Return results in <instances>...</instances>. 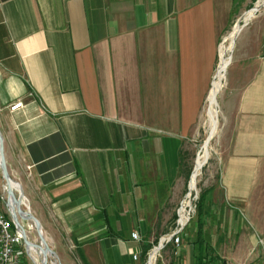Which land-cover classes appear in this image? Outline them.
Segmentation results:
<instances>
[{"label": "crops", "instance_id": "obj_1", "mask_svg": "<svg viewBox=\"0 0 264 264\" xmlns=\"http://www.w3.org/2000/svg\"><path fill=\"white\" fill-rule=\"evenodd\" d=\"M246 5L0 0L5 164L60 264H83L77 250L147 264L150 230L175 227L219 47ZM218 107L214 182L177 260L264 264V7L235 39Z\"/></svg>", "mask_w": 264, "mask_h": 264}, {"label": "rangeland", "instance_id": "obj_2", "mask_svg": "<svg viewBox=\"0 0 264 264\" xmlns=\"http://www.w3.org/2000/svg\"><path fill=\"white\" fill-rule=\"evenodd\" d=\"M257 2V4H264V0H246L247 5L245 6V9L240 14V16L243 14L241 22L239 24H242L243 22H248L250 19H252L253 11L250 10L254 6V4ZM262 9V8H261ZM239 16V17H240ZM246 18V19H245ZM235 24V22L233 23ZM231 25V27L227 30L226 35L224 36L223 43L220 45V52L217 59V66L216 70L214 72L213 76V82L211 87V93L210 98L208 99L207 103L205 101L204 108L201 114V117L199 119L197 131L195 133V137L192 141L193 147L192 150L187 152V155L185 158L188 159V166H187V175H186V186L183 192V196L179 203L183 199V205L179 209V215H180V223L184 224L187 220L186 217V211L189 209V207H193V212L190 214V219L187 222L185 229L183 231V236L180 241V245L185 244L190 237L192 238V234L196 233V227L199 228V222L202 218V200L205 197L206 190L210 188V186L214 182L213 175L215 174V167H214V161L215 157L217 156V138H218V127H219V107H218V97L222 90L224 78H225V72L227 69V66L229 65V54L232 55L234 44L233 40L240 32V26L238 25ZM236 27V28H235ZM231 40V41H230ZM233 47V48H232ZM231 52V53H230ZM227 63L226 66H222L224 63ZM223 74V75H222ZM219 81V85L221 87L216 90L217 82ZM216 100V102H215ZM215 102V103H214ZM206 108L205 112L204 109ZM215 108V109H214ZM213 126V127H212ZM211 135V140L208 144L204 143V140L207 138L208 135ZM206 150V152H205ZM206 157V158H205ZM203 158V159H201ZM201 163V164H200ZM193 169V173L191 174ZM12 191L13 187L10 185ZM15 194V198H17L16 192L13 191ZM9 198V202H10ZM16 200V199H15ZM191 202V205H190ZM7 203V192H6V184L4 179L1 175L0 170V211L4 212L6 215L10 216L8 212V207L6 205ZM17 203V202H16ZM15 201L12 202V206L15 208L17 204ZM26 204H21V208L23 210L25 209ZM180 207V204L177 205V210ZM178 218V215L176 213L175 223ZM21 224L23 225L26 233V238L32 243V249L30 248L29 255L30 257L25 253V245L24 242L20 247L21 250V258L23 260L24 264H41L42 261V254H40V251L42 249V243L40 242L38 233L35 229V227L30 226L33 225L32 221L30 220H20ZM184 222V223H183ZM197 225V226H196ZM194 229V230H193ZM171 231V230H170ZM199 232V231H197ZM150 233L152 234V238L154 242V245L157 244L159 238V230L152 229L150 230ZM233 238H230V240ZM229 245V244H228ZM231 245V244H230ZM50 246V245H49ZM260 248H264V242H259ZM52 249V246H50ZM229 247V246H228ZM74 252V247L71 249ZM173 250L172 245L167 244L164 249L161 251V258L157 256V259L155 260V251H153L150 254V259L148 264H163V261H173ZM80 256L81 251L77 250L74 252ZM209 255H213L212 251H207ZM75 255V254H74ZM33 256V257H32ZM35 256V257H34ZM81 257V256H80ZM45 258V257H44ZM47 261V264H53V261L56 259V264H60V261L56 258L55 254L50 255V257L45 258ZM55 260V261H56Z\"/></svg>", "mask_w": 264, "mask_h": 264}, {"label": "built area", "instance_id": "obj_3", "mask_svg": "<svg viewBox=\"0 0 264 264\" xmlns=\"http://www.w3.org/2000/svg\"><path fill=\"white\" fill-rule=\"evenodd\" d=\"M224 39V38H223ZM223 39L221 44L223 43ZM220 44V45H221ZM220 48V47H219ZM22 107V103L20 101L15 102L14 104L9 106V111H15ZM185 199H183L180 203V207L177 210L178 218L176 220L175 227L168 233L163 234L159 240L164 244V246L156 253L154 263L157 259V256L161 258V251L167 244L172 245L173 250V261H163V264H186L182 261L177 260L180 251V241L183 236V231L187 222L190 219V214L193 212V207H189L186 211L187 220L184 224H181L179 219V209L183 205ZM7 205V204H6ZM8 207V212L10 216L6 215L4 212L0 211V264H24L21 258V250L20 247L24 242L23 234L21 228L14 222L11 213L10 207ZM20 222V220H19ZM21 224V222H20ZM22 225V224H21ZM23 226V225H22ZM25 230V229H24ZM26 235V233H25ZM132 238L138 239V236L135 232L132 234ZM154 246V244H153ZM152 246V247H153ZM25 253L30 257L28 250L25 247ZM149 254V252H148ZM133 258H137V254H133Z\"/></svg>", "mask_w": 264, "mask_h": 264}, {"label": "water", "instance_id": "obj_4", "mask_svg": "<svg viewBox=\"0 0 264 264\" xmlns=\"http://www.w3.org/2000/svg\"><path fill=\"white\" fill-rule=\"evenodd\" d=\"M257 2L258 1H256L254 6L248 10V11H250V10L253 11L252 16L256 12H258L262 7H264V4H260L259 5V4H257ZM243 14L236 20V22L234 24V25L240 26L239 30H241V28L247 23V22H243L242 24H239L241 22ZM236 37H235V39H236ZM235 39L233 40V44L235 42ZM230 58H231V54H229V61H230ZM211 137L212 136L209 134L207 136V138L204 140V143L208 144L209 141L211 140ZM0 170H1L2 178L4 179L5 184H6V192H7V203L6 204H7V206L10 207V213H11V216H12L14 222L21 228V231H22V234H23V239H24V245H25L26 249H27L28 245L31 242L26 238L24 227L20 224L19 220H30V221L33 222L34 227H35V229H36V231L38 233L40 242H43V244H44V250H43V254H44V251H49L50 248L48 247V245L44 241V237H43V234H42V232L40 230L41 228H40V224H39L38 220L28 210H23L21 208L19 201H20V198L22 196V193H20L18 195V197L15 198V194L13 193V191H12V189L10 187V181H13V180L9 176V173H8V170H7V167H6V164H5V159H4V154H3V139H2L1 133H0ZM192 173H193V169H192L191 174ZM9 198H11L12 201H16L17 202V206L15 207L14 211H13V208H11V206L9 205ZM163 246H164V244L161 242V240H158L157 244L154 245L149 251L147 264L149 263L150 254L153 251H155V250H157L156 252H158ZM50 252L54 254V252L52 250H50ZM41 264H47V261H46L45 258L41 261Z\"/></svg>", "mask_w": 264, "mask_h": 264}, {"label": "bare ground", "instance_id": "obj_5", "mask_svg": "<svg viewBox=\"0 0 264 264\" xmlns=\"http://www.w3.org/2000/svg\"><path fill=\"white\" fill-rule=\"evenodd\" d=\"M246 19V18H245ZM236 28V27H235ZM231 41V40H230ZM226 62L222 65V66H226ZM223 75V74H222ZM221 79H219L218 80V82H217V88H216V90L217 89H219L220 87H221V85H219V81H220ZM215 102H216V100H215ZM214 102V103H215ZM215 109V108H214ZM213 127V126H212ZM205 152H206V150H205ZM206 158V157H205ZM201 159H203V158H201ZM201 164V163H200ZM10 185H12V186H14L16 189H17V191H18V195L21 193V189H20V186H19V184L18 183H16V181H10ZM12 200L10 199V202H9V205L11 206V208H13V211H14V207L12 206ZM20 206H21V204H24V197L23 196H21V198H20ZM15 203H16V201H15ZM17 204V203H16ZM33 223V222H32ZM184 223V222H183ZM30 226H33L34 227V224L32 225H30ZM41 230V229H40ZM41 232H42V230H41ZM43 234V233H42ZM44 237V236H43ZM44 241H45V243L48 245V247L50 248V250H52L51 249V247L49 246V244L47 243V241H46V239H45V237H44ZM42 243V249H41V251H40V254H42V258L44 259V257L46 258V257H50V255H53V253H51L50 252V250L49 251H44V254H43V250H44V244H43V242H41ZM32 243H30L29 245H28V247H27V250H28V252H30V248L32 249ZM33 250V249H32ZM157 250H155V254L157 253L156 252ZM33 257V256H32ZM35 257V256H34ZM42 259V260H43ZM56 260V259H55ZM53 261V264H56V262H57V260L56 261Z\"/></svg>", "mask_w": 264, "mask_h": 264}, {"label": "trees", "instance_id": "obj_6", "mask_svg": "<svg viewBox=\"0 0 264 264\" xmlns=\"http://www.w3.org/2000/svg\"><path fill=\"white\" fill-rule=\"evenodd\" d=\"M195 243H197V241H195ZM153 244L150 243H145L142 245V255L145 256L147 254V252L150 250V248L152 247ZM198 249L200 250V253H204L207 252L208 250L210 251V246L209 244L205 243H198L197 245ZM81 256V260L83 261V264H87L86 260L84 259L82 253L80 254ZM196 264H207L206 262H204V260H202V257L199 256V258L197 259ZM220 264H224V262L222 261Z\"/></svg>", "mask_w": 264, "mask_h": 264}]
</instances>
